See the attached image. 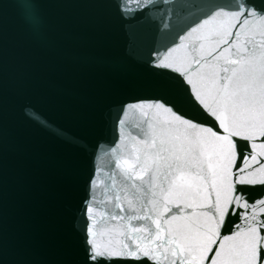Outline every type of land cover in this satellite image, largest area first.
Returning a JSON list of instances; mask_svg holds the SVG:
<instances>
[{"label": "snow or ice", "instance_id": "1", "mask_svg": "<svg viewBox=\"0 0 264 264\" xmlns=\"http://www.w3.org/2000/svg\"><path fill=\"white\" fill-rule=\"evenodd\" d=\"M17 6L39 32L37 0ZM116 8L129 30L148 25L162 80L120 106L93 153L78 210L85 264H264V0Z\"/></svg>", "mask_w": 264, "mask_h": 264}]
</instances>
